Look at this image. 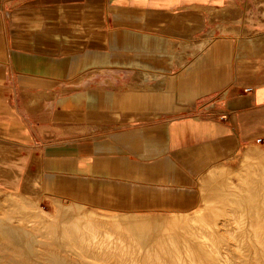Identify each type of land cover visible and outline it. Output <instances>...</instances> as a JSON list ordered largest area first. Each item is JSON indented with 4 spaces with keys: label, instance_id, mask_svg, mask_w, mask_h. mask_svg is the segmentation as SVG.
Returning a JSON list of instances; mask_svg holds the SVG:
<instances>
[{
    "label": "crops",
    "instance_id": "obj_1",
    "mask_svg": "<svg viewBox=\"0 0 264 264\" xmlns=\"http://www.w3.org/2000/svg\"><path fill=\"white\" fill-rule=\"evenodd\" d=\"M0 134L34 143L49 197L194 210L264 138V0L0 1Z\"/></svg>",
    "mask_w": 264,
    "mask_h": 264
},
{
    "label": "bare ground",
    "instance_id": "obj_2",
    "mask_svg": "<svg viewBox=\"0 0 264 264\" xmlns=\"http://www.w3.org/2000/svg\"><path fill=\"white\" fill-rule=\"evenodd\" d=\"M263 155L264 154L257 155L258 159L262 161L260 165H249L247 167L245 166L241 170L236 172V175L239 179V184L242 185L241 187L244 189L245 193L243 195H240L238 194V192L235 194H233V192H230V194H233L232 197L238 202H242L245 207V212H243L244 214L242 213L244 209L243 205L241 207L243 209L242 211H240L243 214V216L241 215L242 218L239 219L242 226L236 228L231 227V224L237 225L236 221L238 220H236V216L235 219L231 217H227L226 219H215V222L211 224L212 226L210 224L207 226L208 228H213L214 230H216L217 234H219L218 236L225 238L227 244L224 242L222 246H227L226 248L228 249L225 251V253L230 258H232L234 264H264V244L258 245L256 242L241 243V240L240 242H237L235 240L236 238H242L243 235L244 237L248 236L256 240H264V187L258 186V193H255L254 187L248 186L249 184L254 183V181L260 183L264 182ZM243 175L247 178V180L243 178ZM234 188L237 189L239 188V186H234ZM27 196L28 195L25 193V191L23 193H0V264H198L193 258L189 257L191 253L189 254L188 251H185V248L183 249V251H185L186 253L188 252L189 254H187V258L183 256V258H181L180 254L182 252H178L179 249L175 253H170L167 248L166 250H168V252H166L165 250L164 253L165 255L169 253L166 260L162 261L161 258H158L159 256L154 258V255L151 252H148V250H140L137 247L133 246V241V244H130V241L127 240V234L124 235L121 231H116V229L112 225L113 223L102 225L99 222H95V227L103 228L106 231L111 232L112 235L117 238V244L131 245V249L128 251L120 250L118 249L119 247L110 248L111 243L110 246H108L109 248H103L101 246H98L97 243H94V241H96V239L100 235L97 237L95 235L96 233L92 234V229L89 230L90 227H88V229L85 226L81 225V221L83 219L82 214L74 216L72 213H69V209L65 208V206L63 207L61 205L55 204L54 210H52L50 213H45L42 209L39 208L36 203L30 201L28 199L29 197ZM209 212L212 213L211 210ZM225 213L227 214V216L233 215V212L228 209L225 210ZM237 213H239V211H236V214ZM209 217L210 216H207L199 220H203L204 222H206L209 221ZM120 219L122 220V218ZM115 221L116 219L111 222ZM126 221H129L131 226H134L137 223L134 218L127 219L125 220V222ZM239 231H242L244 234H238ZM205 232L206 231H204V233ZM152 233L153 231H149L146 237H152ZM235 233L237 235H235ZM107 234L109 235V233ZM175 235L173 236L175 237ZM210 235L211 234H209V236ZM170 236L168 240V242L170 241V243L168 246H170L173 239ZM189 236L191 235L189 234ZM209 236L208 239H205L204 236L205 241L210 240ZM185 237L187 238V236ZM198 237L196 236V238ZM176 238L177 237H175L174 239ZM179 239L177 238L178 242L181 241ZM182 239L184 238L182 237ZM148 240H150V238ZM164 242H166L165 239ZM206 243L209 244V242ZM175 245L177 247L178 243H176ZM171 246L173 247L172 244ZM183 246L185 245L182 244V247H180V249L183 248ZM240 246L242 248L244 247L245 250H241V248H239ZM251 247L253 249H251ZM189 248L187 247V249ZM170 255H172V257H170ZM203 256L205 257V255ZM241 256L244 257V259L241 260L239 258ZM204 257L203 259H201V261L199 260V263L214 264V261L212 259Z\"/></svg>",
    "mask_w": 264,
    "mask_h": 264
},
{
    "label": "rangeland",
    "instance_id": "obj_3",
    "mask_svg": "<svg viewBox=\"0 0 264 264\" xmlns=\"http://www.w3.org/2000/svg\"><path fill=\"white\" fill-rule=\"evenodd\" d=\"M0 1L5 2L7 4H13L15 1L18 0H0ZM6 97L8 100L7 93H6ZM7 102L9 103V100ZM33 144L34 143H32L31 140H29L28 142H16V141L6 140L5 136L0 134V193L1 194H9L12 192L23 193L25 191V193L28 195L27 197H29L28 199L36 203L39 206V208L42 209L45 213H50L52 210H54L55 205H61L63 207L65 206V208H68L69 213L70 214L72 213L74 216H77L78 214L79 215L82 214L83 219L81 221L82 222L81 225L85 226L86 228L90 227V229L89 228L88 229L89 230L92 229L91 230L92 234L96 233L95 235L97 237L100 235L96 239V241H94V243L95 244L97 243L98 246H101L103 248L105 247L109 248L108 246H110L111 243L110 248L119 247L118 249L120 250L128 251L131 249L130 244L134 243L133 246L137 247L140 250H148V252H151L154 255V258L159 256L158 258H161L162 261L166 260L168 257L169 253L167 255L164 254L167 248L170 253L173 252L175 253L179 249L178 252H182L181 254L179 253L181 258L183 257L187 258L188 252L189 254L191 253L189 257L193 258L198 264H201L199 262L201 261V259H203L204 257L203 255H205L204 258L207 257L209 259H212L214 261L213 262L214 264H234L232 258H230L225 253V251L228 249L226 248L227 246L226 247L222 246L224 242L227 244L225 238L218 236L219 234H217L216 230H214L213 228L212 229L208 228L207 226L209 224L210 225L213 224L215 222V219H219V218L226 219L227 217H231L235 219L237 217L236 220L238 221L240 218H242L241 215L243 216L244 214L243 212H245V207L242 204V202H238L232 197V195L237 192L240 195H243L245 193L244 189L241 187L242 185L239 184L238 181L239 179L238 176L236 175V172L241 170L245 166L246 167L249 165L258 166L261 164L262 161L258 159L257 155L264 154V142L260 144L253 143L248 147L238 150L235 154L231 156V158L221 163L219 167L215 168L213 172L210 174V176H207V178L201 183V186L199 187L200 189H199L198 205L194 210L183 214H161V215H151V216L122 215L110 211L90 208L88 206H83L75 202L47 196L41 190V186L38 178L40 177L39 166H38L39 157L37 150ZM243 178L247 180V178L244 175ZM234 186H239V188L236 189L234 188ZM248 186H253L255 189L254 192L258 193L257 187L258 186L264 187V182L260 183L254 181V183H251ZM230 192H233V194H230ZM231 197L234 199V201ZM231 203L234 205H232ZM242 205L244 209L241 208ZM227 209L231 210L233 212V215L234 214L235 215L227 216V214L225 213V210ZM210 210L212 211V213L209 212ZM236 211L237 212L239 211V213L236 214ZM240 211H242L243 214ZM207 216H210L209 221L204 222L203 220L202 221L199 220ZM120 218H122V220ZM130 218H134L137 221L136 225L131 226L129 221L125 222V220ZM115 219H116L115 222H111L114 221ZM238 221H236L237 225L240 224V221L239 222ZM95 222H99L102 225H108V223H113L112 225L116 229V231H121L124 235L127 234L126 235L127 240L130 241V244H126V245L117 244L116 243L117 238L113 236L111 232L106 231L103 228L95 227L94 226ZM237 225L231 224V227L236 228L242 226V224H240L239 226ZM149 231L151 232L153 231L152 237H149L151 241L148 240L149 239L148 237H146ZM204 231L206 232L204 233ZM107 233H109V235L111 234L113 237L111 235L109 237ZM189 234L191 236H189ZM209 234L211 235L209 236ZM238 234L243 235L244 233L242 231H239ZM168 235L169 236L171 235L170 237L173 238L171 244L173 245L174 248L171 246V244H170L171 247L168 246L170 243V241L168 242L169 240ZM173 235H175V237H177L178 239L180 237L179 240L181 241L178 242L177 238L174 239L175 237ZM207 235L210 237V240L205 241V239H208ZM235 235L237 234L235 233ZM185 236H187V238ZM196 236L199 237L196 238ZM212 236L214 237V239ZM182 237L184 239H182ZM195 238H196V242H195ZM164 239L166 240V242H164ZM235 240L237 242H240L241 240V243L256 242L258 245L264 244V240H258V239L256 240L248 236L244 237V235L242 238H236ZM206 242H209V244H207ZM176 243H178L177 247L175 245ZM215 243L217 248L215 246ZM182 244L190 248L187 249V247L183 246L181 250L180 247H182ZM239 248H241V250H245L244 247L242 248L240 246ZM183 249L188 252L186 253L185 251H183ZM251 249L253 248L251 247ZM168 250H166V252H168ZM199 252L202 254H200ZM172 255H170V257H172ZM239 258L241 260L244 259V257L242 256Z\"/></svg>",
    "mask_w": 264,
    "mask_h": 264
},
{
    "label": "built area",
    "instance_id": "obj_4",
    "mask_svg": "<svg viewBox=\"0 0 264 264\" xmlns=\"http://www.w3.org/2000/svg\"><path fill=\"white\" fill-rule=\"evenodd\" d=\"M262 142H264V138L255 140V144H260Z\"/></svg>",
    "mask_w": 264,
    "mask_h": 264
}]
</instances>
